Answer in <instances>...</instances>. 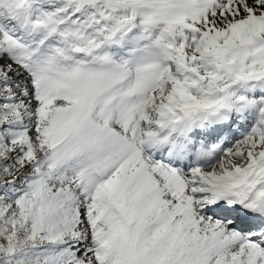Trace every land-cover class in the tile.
<instances>
[{
    "label": "snow or ice",
    "instance_id": "snow-or-ice-1",
    "mask_svg": "<svg viewBox=\"0 0 264 264\" xmlns=\"http://www.w3.org/2000/svg\"><path fill=\"white\" fill-rule=\"evenodd\" d=\"M0 264H264V0H0Z\"/></svg>",
    "mask_w": 264,
    "mask_h": 264
}]
</instances>
